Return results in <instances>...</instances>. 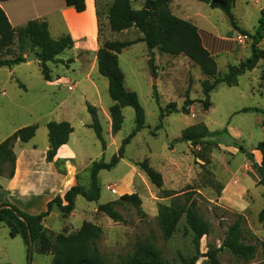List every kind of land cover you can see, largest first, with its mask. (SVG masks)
I'll return each mask as SVG.
<instances>
[{
  "label": "rangeland",
  "instance_id": "rangeland-1",
  "mask_svg": "<svg viewBox=\"0 0 264 264\" xmlns=\"http://www.w3.org/2000/svg\"><path fill=\"white\" fill-rule=\"evenodd\" d=\"M94 1L98 13L97 35L92 40L87 36L81 37L72 50L59 56L58 63H48L49 79L43 74V65L36 55L31 61L26 60L24 64L15 66L13 74L9 73V68H0V84L3 86L0 91V144L19 129L38 125L36 136L25 146L50 148L47 123L68 121L74 128L70 142L77 149L81 164L86 166L91 163L79 177V185L85 188L90 184L93 162L102 159L110 162L123 140L136 128L135 111L126 107L122 112V129L116 134L112 132L110 108L114 102L109 95L107 78L98 72L97 52L107 41H137L143 37L135 27L123 32L111 31L108 11L113 0ZM131 1L135 10L145 4V0ZM62 5L64 0H14L5 3L14 28L28 20L45 19L54 39L71 34L59 12ZM171 12L177 17L191 18V22L202 30L206 43L208 40L214 43L218 76L224 77L229 66L238 65L251 56L253 37L264 12V0H235L234 17L238 26L249 32V36L239 34L227 15L211 8L208 3L179 0L173 4ZM21 16L22 20L25 18L23 22L17 19ZM75 24H80V21L77 20ZM257 46L264 50V38ZM18 53L16 37L13 44L0 54V59H11ZM31 54H24V57L27 59ZM118 57L125 76V88L138 95L145 111L146 126L126 146L120 163L110 171L99 173L100 200L88 202L79 196L71 214L59 217L55 212L46 218V227L56 232H49V235L73 234L84 222H91L103 229L99 248L109 262L124 259L133 254L140 243H144L161 250L170 264H187L195 257H199L196 264H211L206 254L210 248L221 247L228 227L242 216L245 219L247 243H258L259 253L250 263H244L225 250L218 255L220 263L264 264V251L261 248L264 230L257 216L264 207V188L259 185V174L247 154L252 153L256 160L257 146L264 142V113L242 111L246 108L264 110V61H260L252 72L240 76L237 86L219 84L210 95L211 107L206 111L202 105L206 98L202 82L206 77L185 56L167 55L156 48L152 53V68L149 64L151 54L146 44L138 42L122 50ZM3 91L7 92V97L1 96ZM155 91L158 101L154 97ZM187 96L194 101L189 114L182 112ZM170 103L177 105L178 112L168 114L161 122L160 116L162 112L166 113ZM88 104L97 109L105 148L89 127L92 120ZM199 123H204L214 133L208 139L213 145L210 151H205L210 158V164L206 165L204 160L197 159V154L201 153L200 146L176 142L186 128ZM230 128L238 132L237 139L228 132ZM22 144H15L16 151L24 148ZM144 160H148L163 175L162 189L153 185L136 165ZM60 168L64 173L63 163L57 164V169ZM127 175L131 178L120 189ZM164 192H170L173 197H165ZM134 193L142 199V213L132 205H120L117 210L124 219L115 222L97 210L101 204ZM186 194L191 202L196 203L199 214L212 226L210 234L201 239L199 247L184 219L169 240L164 239L159 223L161 206H169L174 197L183 198ZM4 200L9 201L7 197ZM52 263L51 251L42 249L38 244L33 246L31 264ZM0 264H30L24 240L20 236L12 238L5 224L0 225Z\"/></svg>",
  "mask_w": 264,
  "mask_h": 264
},
{
  "label": "trees",
  "instance_id": "trees-1",
  "mask_svg": "<svg viewBox=\"0 0 264 264\" xmlns=\"http://www.w3.org/2000/svg\"><path fill=\"white\" fill-rule=\"evenodd\" d=\"M14 0H0L7 2ZM175 0H145L144 6L135 10L131 0H113L109 11L108 20L111 31L123 32L133 27L137 28L143 37L137 41L126 42H105L97 52L98 72L101 76L107 78L109 82V95L114 102L110 108V117L112 122V132L118 133L123 126V109L131 107L135 111V130L123 140L122 145L116 155L110 162L104 159L94 161L90 169V184L88 188L81 185L73 186L66 194L57 196L47 204V209L37 215L28 214L10 201L4 200L7 192L0 185V225L5 224L10 230L12 238L20 236L28 251L30 258L31 243L41 246L42 249L51 251L53 255L52 264H170L161 250L149 244L140 243L136 251L126 256L118 262L107 261L99 248V241L103 237V229L91 222H84L82 227L73 234L60 233L56 236H50L44 226L53 209L56 207L62 216L71 214L76 207V199L82 196L88 202H98L101 198V186L98 182L101 171H110L114 169L124 158L125 148L131 140L143 130L146 126L145 111L140 104L138 95L125 88V76L119 65L118 55L127 47L138 42H144L151 54L149 64L152 68L154 49L158 48L162 53L171 56H185L198 66L206 79L202 82V90L205 100L202 102L204 110L211 107L210 95L221 83L229 87L237 86L240 76L247 72H252L260 61H264V50L257 44L264 38V12L260 18V25L253 37L252 54L249 58L241 61L238 65H231L228 73L224 77L218 76V65L210 51L204 46L199 29L192 22L186 21L175 16L171 12L170 4ZM208 3L213 9H219L227 15L232 26L236 31L244 36H249V32L241 29L234 17L233 9L235 0H196ZM66 7L73 8L77 13H83L86 10L87 0H64ZM98 15V13H97ZM18 38L19 53L11 59H0V68L7 67L12 69L15 66L26 62L24 54L34 53L37 60L43 65V74L49 79L47 74L48 63H58L59 56L67 50H72L75 41L71 34L62 35L59 39H54L50 32V26L45 19L30 20L18 28H14L4 11L0 6V54L8 46L13 44L15 38ZM72 62V60H69ZM264 81V70L262 72ZM154 97L158 101V94L155 91ZM194 103L187 96L182 107V112L190 113V106ZM88 111L91 115L92 128L98 139L105 148L103 137V128L100 122L96 107L88 104ZM245 113L256 112L264 113L259 108H246L242 110ZM173 112H178L177 105L170 103L166 107V113L162 112L160 121ZM50 148L47 150L45 160L52 163L55 160L58 150L69 143L70 136L74 128L68 121H51L46 125ZM161 127V124L158 128ZM38 125H30L19 129L5 141L0 144V176L12 179L15 175L16 153L15 144L17 142L28 143L35 136ZM227 132V131H226ZM228 133V132H227ZM214 133L210 132L204 123H199L186 128L182 136L176 142H189L193 147H201V153L197 154V159H202L206 164H210V158L205 155V151H210L213 143L209 137ZM243 151L244 148L241 147ZM262 154L261 163H257L252 153H247L249 160L253 163L259 174V185L264 188V142L258 144L257 149ZM149 178L151 183L158 189L164 186L163 175L151 166L148 160L136 164ZM60 172L62 169H59ZM165 197H173L170 192H164ZM5 196V197H4ZM129 204L142 213V199L136 193L125 194L119 200L101 204L98 206V212L108 216L115 222H122L123 216L117 210L120 205ZM184 219L186 227L193 235L197 247L204 236L211 232V224L205 220L197 211L196 203L190 201V196L174 197L169 206H161L159 210V223L165 240H169L176 232L180 222ZM245 219L238 217L227 229L225 238L219 248H210L206 257L211 264H221L218 255L222 251H229L236 259L250 263L254 260L260 250L258 243H247V236L244 227ZM258 222L264 230V209L258 214ZM264 251V244L261 246ZM199 257H195L190 263L196 264Z\"/></svg>",
  "mask_w": 264,
  "mask_h": 264
},
{
  "label": "crops",
  "instance_id": "crops-1",
  "mask_svg": "<svg viewBox=\"0 0 264 264\" xmlns=\"http://www.w3.org/2000/svg\"><path fill=\"white\" fill-rule=\"evenodd\" d=\"M178 1L179 0L173 1L170 6L172 7L173 4L178 3ZM5 3L6 2H0V6L4 9L6 14H8L7 16L12 24L13 19L7 11ZM59 12L61 13L65 26L70 30L75 44L76 41L83 36H87L92 40L97 35L98 25L94 0H87L86 10L83 13H77L73 8L66 7L65 2L64 5L59 8ZM179 18L191 22V18L186 16ZM17 19L21 22L25 20V18L22 20V16ZM77 20L80 21V24L78 25L75 24ZM28 21L24 22L27 23ZM199 32L204 46L214 56L216 54V52L214 53L213 51L214 43L210 40L206 43L200 28ZM9 71L10 74L15 73V67ZM0 88V91H2L3 86L1 84ZM1 96L7 97V92L3 91ZM228 132L234 139L238 138V132L234 131V129L230 128L228 129ZM22 145H24V148L21 149V151H16L15 148L17 158L14 177L12 179L2 177L0 185L7 192V198L12 204L31 215H37L44 212L47 209V204L51 200L57 196L63 197L68 190H70L73 186L78 185L80 183V174L91 165V163L86 166L81 164L80 155L77 149L71 144L70 140L67 145L62 146L58 150L55 160L52 163H47L45 160L49 146L40 149L36 146H25V143ZM256 153V161L260 164L262 161V154L260 151H256ZM58 163L64 164V173H61L57 169ZM130 178L131 177L129 175L123 178L124 180L121 182L122 185H120V189L127 185ZM262 209H264V207L258 211V214ZM55 212H57L59 217H61L60 211L55 207L49 218ZM43 224L48 232L56 233L53 230L48 229L45 222Z\"/></svg>",
  "mask_w": 264,
  "mask_h": 264
},
{
  "label": "water",
  "instance_id": "water-1",
  "mask_svg": "<svg viewBox=\"0 0 264 264\" xmlns=\"http://www.w3.org/2000/svg\"><path fill=\"white\" fill-rule=\"evenodd\" d=\"M33 58H35V54H31L27 56V61H31ZM154 78V83L156 84V77L153 75ZM32 255H33V243H31V251H30V258H29V263L31 264L32 261Z\"/></svg>",
  "mask_w": 264,
  "mask_h": 264
},
{
  "label": "built area",
  "instance_id": "built-area-1",
  "mask_svg": "<svg viewBox=\"0 0 264 264\" xmlns=\"http://www.w3.org/2000/svg\"><path fill=\"white\" fill-rule=\"evenodd\" d=\"M244 38V37H243Z\"/></svg>",
  "mask_w": 264,
  "mask_h": 264
}]
</instances>
